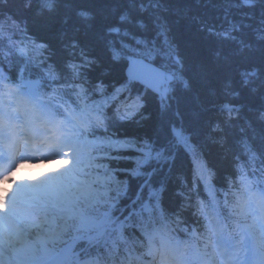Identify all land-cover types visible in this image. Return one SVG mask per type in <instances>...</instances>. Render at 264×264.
Returning a JSON list of instances; mask_svg holds the SVG:
<instances>
[{"label":"trees","instance_id":"trees-1","mask_svg":"<svg viewBox=\"0 0 264 264\" xmlns=\"http://www.w3.org/2000/svg\"><path fill=\"white\" fill-rule=\"evenodd\" d=\"M137 56L171 76L166 92L125 77ZM8 74L50 91L78 87L104 118L88 126L100 146L91 172L104 177L99 195L116 176L130 197L162 194L181 240L179 217L191 223L210 204L233 231L246 216L241 175L264 173V0H0ZM99 195L93 203H111Z\"/></svg>","mask_w":264,"mask_h":264},{"label":"snow or ice","instance_id":"snow-or-ice-1","mask_svg":"<svg viewBox=\"0 0 264 264\" xmlns=\"http://www.w3.org/2000/svg\"><path fill=\"white\" fill-rule=\"evenodd\" d=\"M110 171L116 176L121 170ZM63 186L56 178L21 196H13L15 188L5 196L0 264H264V223L259 221L255 225L245 221L233 231L225 210L210 204L204 215L194 212L191 223L179 217L185 230L180 240L172 225L176 214H165L162 194L157 199L151 192L142 197L141 188L130 197L127 179L116 176L115 182L107 183L106 198L97 193L110 204L93 203L96 196L86 201L51 199L50 193ZM193 231L195 237L189 235Z\"/></svg>","mask_w":264,"mask_h":264},{"label":"rangeland","instance_id":"rangeland-1","mask_svg":"<svg viewBox=\"0 0 264 264\" xmlns=\"http://www.w3.org/2000/svg\"><path fill=\"white\" fill-rule=\"evenodd\" d=\"M170 78L171 76L168 74H158L153 78H150L149 81L151 84L160 82L161 87L165 88L169 83ZM58 157L57 165L53 166L50 162L43 163L45 165H49L45 168H39L38 166L41 164H32V168H22L20 164L17 167V170L22 171L23 176L19 178L17 177L16 173H14L12 175L14 180L6 182L7 184L11 185L10 193H13V189L15 188L16 191L13 193V196H21L27 189L37 185H42V183L45 181L51 182L56 178H59L63 182L64 186L60 190L52 192L53 195L55 194V200L76 199L79 194L80 196L85 195L89 197L94 196L95 193L101 192L99 189V184L97 185V181H103V178L93 179L81 174L83 172V168L86 167L85 164L83 165V162L79 164L70 163L71 161H76L77 159L69 153ZM77 158H79V161H82L80 157ZM77 173L79 175H77ZM93 183H95L98 187L93 188ZM249 224L255 225L256 222L252 221L249 222Z\"/></svg>","mask_w":264,"mask_h":264},{"label":"water","instance_id":"water-1","mask_svg":"<svg viewBox=\"0 0 264 264\" xmlns=\"http://www.w3.org/2000/svg\"><path fill=\"white\" fill-rule=\"evenodd\" d=\"M158 72L160 68L142 58H135L126 67V75L138 81L145 80L149 75Z\"/></svg>","mask_w":264,"mask_h":264},{"label":"clouds","instance_id":"clouds-1","mask_svg":"<svg viewBox=\"0 0 264 264\" xmlns=\"http://www.w3.org/2000/svg\"><path fill=\"white\" fill-rule=\"evenodd\" d=\"M48 166H49V165L41 164V165H39L38 167H39V168H45V167H48ZM27 167H28V166L26 165L25 168H27Z\"/></svg>","mask_w":264,"mask_h":264},{"label":"bare ground","instance_id":"bare-ground-1","mask_svg":"<svg viewBox=\"0 0 264 264\" xmlns=\"http://www.w3.org/2000/svg\"><path fill=\"white\" fill-rule=\"evenodd\" d=\"M79 196H80V194H79Z\"/></svg>","mask_w":264,"mask_h":264}]
</instances>
